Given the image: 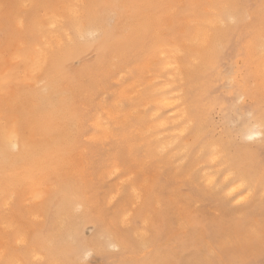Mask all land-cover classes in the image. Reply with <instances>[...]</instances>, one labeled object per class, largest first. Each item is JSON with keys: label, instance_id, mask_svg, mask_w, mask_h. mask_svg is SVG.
Listing matches in <instances>:
<instances>
[{"label": "snow or ice", "instance_id": "obj_1", "mask_svg": "<svg viewBox=\"0 0 264 264\" xmlns=\"http://www.w3.org/2000/svg\"><path fill=\"white\" fill-rule=\"evenodd\" d=\"M0 14L4 61L25 69L0 91V264H155L168 224L199 248L190 264H264V0H0Z\"/></svg>", "mask_w": 264, "mask_h": 264}, {"label": "rangeland", "instance_id": "obj_2", "mask_svg": "<svg viewBox=\"0 0 264 264\" xmlns=\"http://www.w3.org/2000/svg\"><path fill=\"white\" fill-rule=\"evenodd\" d=\"M257 1H259V0H252L251 2H252V4H257ZM178 2H180V1L178 0ZM95 59L96 58L93 56L92 61L86 62V63L93 65L92 62L93 61L95 62ZM82 67L83 66L78 67V68H74L72 70H74V73L75 72L81 73V70L83 69ZM253 208L256 209L257 212L259 211V199H258V197L256 199V202L253 205ZM42 217H43V215H42ZM41 221L44 222V218L41 219ZM93 226H94L93 223H89L84 228V229H87V234L89 236L93 235V232H96L95 227H93ZM88 228H90V229H88ZM0 230H1L0 232H2V229H0ZM171 233H172V230H171L170 224L162 225L160 232L153 231L152 236H151V239L153 241L152 249L144 258H146L149 261L155 262V264H173V263L174 264H188V263L190 264V262L198 260L201 258V252H200L198 247H196L192 243L184 244V243L175 242L174 240H172V238L170 236ZM0 243H2L1 240H0ZM0 245H2V244H0ZM142 255H143V250H138L136 252L135 256L126 255V256H117L114 258L115 259H134V258H138ZM98 259L103 261L104 257H99ZM193 259H195V260H193Z\"/></svg>", "mask_w": 264, "mask_h": 264}, {"label": "bare ground", "instance_id": "obj_3", "mask_svg": "<svg viewBox=\"0 0 264 264\" xmlns=\"http://www.w3.org/2000/svg\"><path fill=\"white\" fill-rule=\"evenodd\" d=\"M180 2H184V0H179ZM252 0H238V2H242V3H252L251 2ZM82 2H85V3H88V2H104V0H82ZM178 2V0H177ZM260 3V0L257 1V5ZM3 28H4V24H3V19H2V14H0V91H2V88H3V81H4V78H5V75L7 73H15L17 70L19 72H23L25 71L24 67L22 65H14L10 60L5 63L4 61V58H3ZM9 41H10V45L11 47L13 48H18L20 47V44L22 41L20 40H17L15 39L14 37H10L9 38ZM26 42V40L24 41ZM255 54L258 55V48L257 50L255 51ZM135 59V58H134ZM93 65H96L97 62H96V59H95V62L93 61L92 62ZM92 64H87L85 66H83L82 70H81V73H85V75H90L91 74V70H92ZM74 72V70H72ZM76 73V72H75ZM80 73V72H79ZM133 83H135V81H133ZM68 85L65 84V87H67ZM15 85L13 84L12 85V91L15 92ZM107 95H111V90H109L107 93ZM110 107V105H109ZM102 114H103V118L105 120L108 119V108H105L103 106H95L93 107V110L91 112V115L95 118V120L99 121L102 117ZM56 119L59 121V120H62L63 117H56ZM95 131H99V132H102L103 129L101 128H97L95 129ZM101 140H103V137H101ZM2 143H3V137H2V132H0V146H2ZM257 179H258V175H257ZM256 210V209H255ZM88 209H87V205L85 206V212L87 213ZM43 215V214H42ZM43 219V217H42ZM43 221V220H42ZM40 222V224H42L41 226H43L45 224V220L44 222ZM44 223V224H43ZM74 223V221L70 220L69 221V224L64 226L63 230H62V236L64 239H67V236H68V231L71 227V225ZM89 223H93L95 227V231L96 232H93V234L95 233L96 235L99 234L98 230H97V225L96 223L90 219L89 217L87 216H84L81 218V227H82V230L89 224ZM171 226V225H170ZM168 228V227H167ZM90 229V228H88ZM1 231V230H0ZM166 231V230H165ZM172 234V233H171ZM170 234V236L172 237V235ZM91 235V234H90ZM92 236V235H91ZM168 237V236H167ZM170 238V237H169ZM168 238V239H169ZM167 239V238H166ZM2 241V240H1ZM163 243V242H162ZM2 244V243H0ZM196 255V254H195ZM153 256V255H152ZM195 260V259H193ZM164 262V261H163ZM174 264V263H173ZM189 264V263H188Z\"/></svg>", "mask_w": 264, "mask_h": 264}]
</instances>
